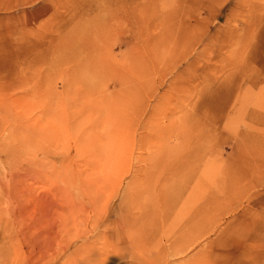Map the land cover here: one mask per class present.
Segmentation results:
<instances>
[{
    "label": "rangeland",
    "instance_id": "rangeland-1",
    "mask_svg": "<svg viewBox=\"0 0 264 264\" xmlns=\"http://www.w3.org/2000/svg\"><path fill=\"white\" fill-rule=\"evenodd\" d=\"M0 264H264V0H0Z\"/></svg>",
    "mask_w": 264,
    "mask_h": 264
},
{
    "label": "bare ground",
    "instance_id": "bare-ground-1",
    "mask_svg": "<svg viewBox=\"0 0 264 264\" xmlns=\"http://www.w3.org/2000/svg\"><path fill=\"white\" fill-rule=\"evenodd\" d=\"M242 11H244V10H242ZM191 21H192V20H191ZM191 21H190V22H191ZM190 26H191V25H190ZM187 36H188V35H187ZM184 38H185V37H184Z\"/></svg>",
    "mask_w": 264,
    "mask_h": 264
}]
</instances>
